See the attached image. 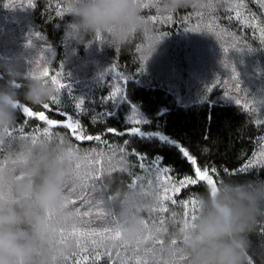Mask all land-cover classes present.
I'll use <instances>...</instances> for the list:
<instances>
[{
	"label": "trees",
	"instance_id": "1",
	"mask_svg": "<svg viewBox=\"0 0 264 264\" xmlns=\"http://www.w3.org/2000/svg\"><path fill=\"white\" fill-rule=\"evenodd\" d=\"M142 9L147 30L113 50L101 36L87 46L66 36L69 0H0V62L18 63L28 75L46 68V78L56 75L67 85L55 96L59 103L29 106L56 126L27 117L21 105L10 131L12 139L40 137L47 128L51 138L67 139L80 153L66 185L73 218L62 237L75 248L65 264H180L169 249L179 244L182 220L193 214L191 201L208 188L198 181L175 192L184 176L196 178L182 148L217 182L264 178V0H193L175 13H160L153 0H142ZM7 76L0 69V84ZM117 88V99L102 102ZM68 115L79 122V134L101 139L76 140L64 127ZM132 127L149 135L118 134ZM85 157L93 165L88 171L101 177L94 184L76 179ZM120 188L157 197L142 212L147 227L135 240L124 237L109 203ZM250 239L252 264H264V220Z\"/></svg>",
	"mask_w": 264,
	"mask_h": 264
},
{
	"label": "clouds",
	"instance_id": "2",
	"mask_svg": "<svg viewBox=\"0 0 264 264\" xmlns=\"http://www.w3.org/2000/svg\"><path fill=\"white\" fill-rule=\"evenodd\" d=\"M193 0H153L160 13H175ZM72 20L66 36L91 45L96 36L113 50L147 30L142 0H69ZM8 73L0 84V264H65L75 242L62 237L73 218L66 185L73 177L79 151L65 139L31 135L12 139L21 105L48 104L58 94L52 81L28 75L18 63L0 62ZM22 84L21 88L17 84ZM109 183L106 188H110ZM154 193L120 188L110 205L125 238L138 239L145 230L142 212L156 203ZM194 220H182L179 244L169 249L180 264H252L251 234L264 220V178H224L215 191L197 196Z\"/></svg>",
	"mask_w": 264,
	"mask_h": 264
},
{
	"label": "snow or ice",
	"instance_id": "3",
	"mask_svg": "<svg viewBox=\"0 0 264 264\" xmlns=\"http://www.w3.org/2000/svg\"><path fill=\"white\" fill-rule=\"evenodd\" d=\"M170 18V17H169ZM197 29H193V31H196ZM260 33L261 36L264 37V28L260 29ZM31 40H28V46H31ZM252 50V49H249ZM235 68L233 67V72H235ZM40 75L43 77H48L49 76V72L48 70L45 68L42 72H40ZM104 76V73L102 72L100 74V79H102ZM237 79L239 80V77H237ZM51 81L52 83L56 86L57 90L60 91L62 89H64L65 87H67V85H65L64 83H61L60 80L58 79V77L56 75L51 76ZM127 84V79L125 78V85ZM119 88H117L112 95L108 96V97H102L101 100L102 102L104 100H115L117 99V97L119 96ZM53 100H55L57 103H59V100L56 97H53ZM84 103V98L82 97L79 101V103H77L75 105V107L77 109L81 108V106ZM237 104L240 103L239 100L236 101ZM42 107L44 109H48L49 108V104H44L42 105ZM245 107H247L245 105ZM134 108V107H133ZM22 112L24 114H26L27 117H33V116H38L40 121H46L48 126H56L58 124V121L53 120V119H48L45 116L44 111H40L39 113L34 112L29 106H22ZM65 115H67V113H65ZM136 123L139 124L141 123L140 120H136ZM64 127L68 130H71V135L75 137L76 140L78 141H83V140H87V141H92V140H100L101 137L99 135L96 136H92V135H81L79 134L81 130V126L79 124L78 121H74L72 116L68 115L67 116V121L64 123ZM108 132H112L115 133L116 129L114 128H109L107 129ZM119 135H125V134H130V135H149L148 133H142L141 129L138 127H132L130 129H127L126 132H120L118 133ZM9 135L11 136V132L9 133ZM43 135L50 138L51 139V133L49 132V130L46 128L44 129ZM151 135H157L160 136V133H151ZM161 138L163 139V137L161 136ZM183 155L191 162L192 165L196 166L195 167V179H193L191 176H184L182 179L179 180V184L180 187H177L175 189L176 193H179L181 191V188H184L186 186L189 185H197L198 181H202V182H206V185L208 186V188L211 191H215V188L217 186V181H215L213 179V176H211L209 174V169L205 168L203 171H201V168L199 166H197V160L194 156H191L188 151L186 149H181ZM161 159V158H160ZM85 163L83 164H77L76 166V179L82 184V185H87L89 181H92L93 184L97 181H99L101 179V177L99 175H92L90 171H88V169H90L93 165L92 162L88 160L87 157L84 158ZM83 169V171H82ZM243 170V169H242ZM169 171L168 168H164L163 172L167 173ZM211 171L213 173L216 172V169H211ZM170 199V197H168ZM175 203V201H173ZM71 203H75V201H71ZM192 204V210H193V214L191 215L190 219L194 220L196 218L197 213L199 212V208L197 205V199H193L191 201ZM79 214V209L77 210V215ZM85 215H87V213H85ZM189 218H185L184 221H188ZM145 227H147V225L145 224ZM81 236L86 235L85 233H80ZM91 235L95 236L98 235L97 233H92ZM121 236V233L119 230H117L115 232V237L116 239H119ZM171 243L173 245H175L177 243V241L175 239H173L171 241ZM96 259H100L99 256L96 257ZM77 264H79V262H77Z\"/></svg>",
	"mask_w": 264,
	"mask_h": 264
}]
</instances>
